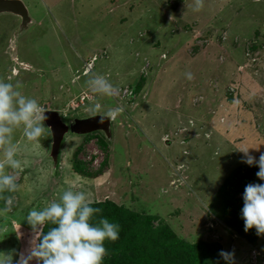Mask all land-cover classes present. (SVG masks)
Instances as JSON below:
<instances>
[{
  "label": "rangeland",
  "instance_id": "rangeland-1",
  "mask_svg": "<svg viewBox=\"0 0 264 264\" xmlns=\"http://www.w3.org/2000/svg\"><path fill=\"white\" fill-rule=\"evenodd\" d=\"M201 2L194 10L196 0H23L25 23L0 12V80L14 91L57 110L68 125L123 108L109 135L67 131L55 162L51 135L28 141L23 124L11 126L0 175L15 176L17 190L0 192L15 198L0 213V251H24L34 235L27 213L69 190L84 191L98 215L120 219L106 253L137 248L141 264H178L184 253L175 243L200 241L212 260L219 247L235 264H264V236L246 233L239 216L245 186L264 181L238 150L249 147L257 159L264 152V0ZM97 74L120 94L91 92L87 81ZM9 147L19 168L5 158ZM90 153L105 165L92 167ZM117 206L151 216L152 226L124 221ZM102 264L140 263L115 256ZM217 264H226L220 255Z\"/></svg>",
  "mask_w": 264,
  "mask_h": 264
},
{
  "label": "clouds",
  "instance_id": "clouds-1",
  "mask_svg": "<svg viewBox=\"0 0 264 264\" xmlns=\"http://www.w3.org/2000/svg\"><path fill=\"white\" fill-rule=\"evenodd\" d=\"M201 6V0H196L194 10H199ZM95 58L96 56L93 55L84 63L82 74L92 69ZM90 60H92L91 66L87 68V63ZM185 75L187 79H192L191 73ZM87 86L91 92L102 93L107 97H113L121 92L118 87L113 86L107 79L98 74L87 81ZM99 108L100 105L97 104L90 111L95 112ZM46 110L36 99L22 95L20 91H14L11 82L0 80V144L8 143V134L12 132L11 126L20 124L24 125V136L28 141L39 142V139L45 134L52 135L50 126L45 124L48 120ZM122 112L123 108L119 106L109 108L102 115L99 114L100 120L98 122L102 124L107 119L110 125V122L116 120ZM59 116L62 119L61 114ZM86 133L88 132L78 134ZM90 137L91 135L88 139ZM249 149V147L238 149L243 153L241 162L248 166H257L259 170L255 175L260 181H264V152H261L257 159L249 153ZM255 149L259 150L258 147ZM4 155L13 168L20 167V162L13 158L14 150L12 147H9ZM103 161L104 158L101 163ZM99 167L101 164L97 166V168ZM0 168H3L2 164H0ZM5 190L8 192L17 190L15 176L0 175V192ZM0 199H3L4 202V207L0 208V213L10 212L15 198L4 196ZM242 200L243 206L239 216L243 221L244 231L247 233L250 229H255L257 237L264 236V183L247 184L243 191ZM91 203L92 201L88 199L84 191L65 190L60 195L58 202L52 201L40 210L35 208L30 210L25 220L34 235L29 239L28 247L24 251L15 249L8 252L0 251V264H30L34 259L36 264H102L106 255L104 242L117 240L120 226L103 217L97 223H90L92 217L101 212L99 207H92ZM46 222L53 226L45 234L40 228ZM17 235L19 236L20 233ZM219 255L226 264H235L234 253L221 251Z\"/></svg>",
  "mask_w": 264,
  "mask_h": 264
},
{
  "label": "trees",
  "instance_id": "trees-1",
  "mask_svg": "<svg viewBox=\"0 0 264 264\" xmlns=\"http://www.w3.org/2000/svg\"><path fill=\"white\" fill-rule=\"evenodd\" d=\"M89 138V136H88ZM87 141V139H86ZM105 147V146H104ZM103 147V148H104ZM105 165V160L103 161V165ZM101 168V167H100ZM94 204L99 205L100 203L98 201L94 202ZM92 206V205H91ZM118 210L119 211H123L120 215L121 216H125L127 218L124 219V221H127L129 219H133L135 221V225H143L145 228H150L152 226V217L151 216H141L140 214L136 213V212H131L125 209L120 208L119 206ZM125 213V215H124ZM119 215V216H120ZM108 218L107 215H98L95 214L92 219L90 220V223H95L97 221H99L100 218ZM130 217V218H128ZM119 220L120 219H116V223L119 224ZM211 249V246L206 244V243H202V242H194V243H186L184 241H177L175 243V250L177 252H179V250H181V252L183 251L184 255L182 256V261L179 262L178 264H192L193 262H197L198 264H217V255H219L220 253V248H216L215 251H211L213 253H216V260L213 259L211 257H209L208 253H210V251L208 252V250ZM137 248L135 249H131L126 248L123 250H119L118 252H109L106 253L104 259L108 258V257H118L120 259H129L132 261H136L138 263H142V257L139 254V252L137 253ZM147 264H150V262H148Z\"/></svg>",
  "mask_w": 264,
  "mask_h": 264
},
{
  "label": "water",
  "instance_id": "water-1",
  "mask_svg": "<svg viewBox=\"0 0 264 264\" xmlns=\"http://www.w3.org/2000/svg\"><path fill=\"white\" fill-rule=\"evenodd\" d=\"M0 12H12L14 14H18L22 17V23H25L29 19L26 7L21 0H0ZM46 111L48 120L45 124L50 126V130L52 132L50 155L54 162L58 157L61 141L67 131L84 133L95 129H103L107 132V135H109V122L105 119L104 123H99L98 121L100 120V115L83 119L75 118L73 123L68 125L61 119L56 110L47 109Z\"/></svg>",
  "mask_w": 264,
  "mask_h": 264
},
{
  "label": "built area",
  "instance_id": "built-area-1",
  "mask_svg": "<svg viewBox=\"0 0 264 264\" xmlns=\"http://www.w3.org/2000/svg\"><path fill=\"white\" fill-rule=\"evenodd\" d=\"M91 63H92V60H90L87 63V68L91 66ZM97 156L98 155L96 153H90V155L88 156V161H90L91 165L94 166V167H97V166H99L101 164V161L99 159H97Z\"/></svg>",
  "mask_w": 264,
  "mask_h": 264
},
{
  "label": "crops",
  "instance_id": "crops-1",
  "mask_svg": "<svg viewBox=\"0 0 264 264\" xmlns=\"http://www.w3.org/2000/svg\"><path fill=\"white\" fill-rule=\"evenodd\" d=\"M22 2H23V0H22ZM121 19H123V17L121 18ZM144 33H146L145 32V30L144 31H140V33H139V35L141 34V35H143ZM163 53V52H162ZM163 57H161V59H162ZM94 63V62H93ZM84 92V93H83ZM85 92H87V89H81L80 91H79V95H81V96H83L84 94H85ZM69 94V93H68ZM85 103H88V101H87V99H85ZM119 106H122V105H119ZM114 121V120H113ZM176 130H177V128H176ZM174 131V132H176V133H178L177 131ZM165 134H168L167 132L165 133ZM162 139H164L163 137H162ZM184 139V138H183ZM160 140H161V138H160ZM165 140V146H168V145H170L169 144V138H167V139H164ZM162 141V140H161ZM171 141H173V139H171ZM184 142V141H183ZM184 151V150H183Z\"/></svg>",
  "mask_w": 264,
  "mask_h": 264
},
{
  "label": "bare ground",
  "instance_id": "bare-ground-1",
  "mask_svg": "<svg viewBox=\"0 0 264 264\" xmlns=\"http://www.w3.org/2000/svg\"><path fill=\"white\" fill-rule=\"evenodd\" d=\"M89 71H90V70L86 71V73L89 72ZM86 73H85V74H86ZM83 74H84V73H83Z\"/></svg>",
  "mask_w": 264,
  "mask_h": 264
}]
</instances>
